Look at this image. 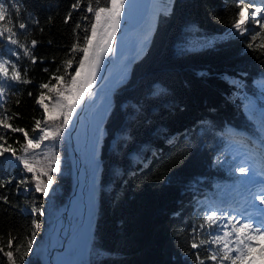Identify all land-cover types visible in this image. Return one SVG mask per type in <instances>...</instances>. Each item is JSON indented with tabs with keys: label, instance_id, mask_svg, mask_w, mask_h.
Here are the masks:
<instances>
[{
	"label": "trees",
	"instance_id": "1",
	"mask_svg": "<svg viewBox=\"0 0 264 264\" xmlns=\"http://www.w3.org/2000/svg\"><path fill=\"white\" fill-rule=\"evenodd\" d=\"M15 2L20 9L19 21L12 11V23H0L17 30L18 22L28 24L17 38L29 47L36 63L23 56V50H19L18 61L7 54L31 83L15 84L7 94L5 107L8 115L17 114L10 123L31 135L35 120L43 115L35 101L41 92H49L39 85L55 84L53 74H63L62 62L70 58L71 45L82 44L85 27L90 32L89 21L81 17L91 18L92 14L85 12L88 0H81V8L72 10L66 24L65 16L76 0ZM237 3L174 0L170 11L158 14L150 42L131 69L130 62L149 40L155 13L151 12L147 22L124 39L111 64V54L105 57L93 95L80 106L65 138L54 149L64 157L60 158V171L53 174L55 183L50 195L24 192L23 186L17 192L15 180L0 188V195H6L9 201L5 204L0 200V248L8 251L7 240L12 236L16 238L14 256L26 251L32 220L37 219L40 231L36 232L33 248L42 241L43 245L38 251L40 256L35 250L29 252L26 264H87V260L88 264H197L196 252L205 264H213L206 258L208 245L190 248L189 233L192 225L203 222L209 195L221 194L220 186L228 182L230 164L220 162L229 154L222 129L229 123L248 134L257 133L242 111L241 87L224 77H238L256 96L259 90L253 80L264 77V48L255 47L262 43L261 37L253 41L251 35L227 36L204 46L203 41L211 35L234 31L231 23L238 11ZM92 4L95 7L96 0ZM34 20L39 21L38 25ZM78 21L81 28L74 33ZM33 39L37 41L34 49ZM249 42L254 48L246 46ZM75 66L69 68V74ZM45 68L47 72L42 70ZM51 96L56 98L55 90ZM90 103L92 122L87 116ZM4 114L0 109V116ZM5 135L6 144L19 154L23 134L8 131ZM168 138L171 140L166 141ZM241 140L249 139L241 136ZM130 152L136 156H129ZM13 169L17 176H11L21 179L22 165ZM25 174L31 178L30 173ZM7 175L0 172V177L7 179ZM34 207L45 214L33 216ZM200 238L207 236H197V243ZM17 243L21 253L15 252ZM0 264H7L3 252Z\"/></svg>",
	"mask_w": 264,
	"mask_h": 264
},
{
	"label": "snow or ice",
	"instance_id": "2",
	"mask_svg": "<svg viewBox=\"0 0 264 264\" xmlns=\"http://www.w3.org/2000/svg\"><path fill=\"white\" fill-rule=\"evenodd\" d=\"M126 0H96V6L93 7L92 0H88L86 13L92 14L81 17L90 23V32L87 27L83 29L85 35L82 38V44L73 43L69 50L70 58L64 60L63 74H53L51 79L56 81L55 84L42 83L41 89H48L49 92L55 90L56 99L54 103H45L46 94L41 92L36 99V104L43 109L42 119L35 120L32 127V135L21 127H14L10 121L16 116V113L8 115L7 94L11 92L15 84L31 83L30 80L24 79L21 74V68L17 62L8 58L10 53L12 57H20V51L23 50V56L30 57L31 63L35 65L36 57L29 47L21 43L17 38L23 35L24 30L28 28L26 22H18V30L14 26H7L0 23V109L4 115L0 116V163L6 164L5 173L8 169L18 168L22 165L23 173H30L31 178L23 176L22 179H16L15 176L7 175V179L0 177V188L6 184H12L16 181L17 192L23 186L24 192L39 193L44 197L50 195V190L55 183L56 172L60 171L59 154L54 151L58 142L66 134V130L73 122L74 116L78 113L80 106L84 101L93 95V85L96 83L98 73L104 63L106 56L115 51V38L117 29L121 25L122 15L125 8ZM257 3L264 5V0H238V11L235 14L231 29L234 31L227 33L230 38L243 37L251 35L255 41L261 37L262 43L255 47L264 48V7L256 6ZM81 8V0H76L71 5V10L65 16L64 22L67 24L72 16V10ZM12 11L17 13L19 21V6L15 0H0V22L7 20L12 23ZM29 19H32L29 17ZM38 25L39 21L34 20ZM256 26V28L252 26ZM81 28L78 21L73 29ZM79 39V37H78ZM51 43V41L49 42ZM214 41L209 42L210 46ZM37 44L36 40L31 41L32 49ZM7 45L15 46L7 47ZM248 48H254V44L249 42ZM7 49L5 52L4 49ZM77 53L81 55L76 56ZM75 63V71L69 74V68ZM9 66L11 71H9ZM47 72L48 69H42ZM60 69H57L59 72ZM26 75L28 68H23ZM15 95V92L11 93ZM32 95L31 92L28 93ZM19 103V101H17ZM22 133L23 143L20 144L19 154L17 149L7 143L6 132ZM47 142V143H46ZM17 143H20L17 141ZM261 155L264 156V142L261 143ZM247 163V162H245ZM232 171L240 174L246 179L237 181L238 185H244L247 198L243 204V210L225 209L219 206H206L203 222L199 225H192L189 235L192 237L190 248L195 250L204 245L207 248V260L213 264H264V179L257 180L255 173L250 177L248 174L252 169L249 166L239 165ZM46 178V179H44ZM259 185L258 190L253 188ZM0 200L5 204L9 203L6 195H0ZM255 201H259L257 205ZM254 209L249 211L248 209ZM33 216H43L45 213L39 207L32 209ZM33 231L27 240V250L21 253V245H15V252L21 253L18 257L14 256L12 250L15 237L9 236L7 240L8 251L0 248L3 256L7 258V264H26L29 252L33 250V242L36 238V232L40 231V222L37 219L32 220ZM205 234L207 239L200 238L197 243L196 237ZM197 264H205L199 252L194 253Z\"/></svg>",
	"mask_w": 264,
	"mask_h": 264
},
{
	"label": "rangeland",
	"instance_id": "3",
	"mask_svg": "<svg viewBox=\"0 0 264 264\" xmlns=\"http://www.w3.org/2000/svg\"><path fill=\"white\" fill-rule=\"evenodd\" d=\"M162 1L163 2H167L168 0H162ZM252 27L256 28V26H254V25ZM226 34L227 33H218V34L211 35L210 37L206 38L203 41L204 42V46L210 45L209 42H211V41L215 42L217 40H221V39L227 37ZM259 78L264 80L261 76ZM258 82L259 81H257V79L253 80V84H255V86L259 90L258 96H256V97H247V98H245L246 97L245 96V97H242V100L244 102V112L246 113V116H248L252 120V122L254 124V127L257 129V133L259 135H264V105H263V103H259V101L264 102V86H261L260 84H258ZM51 93L52 92H45V94H46L45 103L51 104V103L55 102L56 98L52 97ZM90 104H92V103H90ZM90 109L91 108L88 107L87 111L89 112ZM88 112H87V116L89 118H91L90 115H88ZM92 127H93V125H92ZM92 131H93V128H90L89 132L91 133ZM232 131L233 132H239L241 130L238 129V130H232ZM175 133H177V132L174 131L173 135H174V137L176 139L177 135ZM64 138H65V135H64ZM255 138L256 137L251 136L252 140H254ZM169 140H171V138L170 139L168 138L166 141H169ZM255 142H256V144L262 143V142H260V140L256 141V139H255ZM0 143H4V142H0ZM86 145H87L86 142H84V148L86 147ZM4 146L6 147L7 144L5 143ZM245 147L246 146H243L238 141H236V142L229 141V143H228L229 154H228V156H222L221 160H220V162H222V163H225V164L229 163L230 164V170H229V173H228L229 176H228V179H226L225 181L228 180V182L226 184L229 186V188L231 186H232V188L234 187V190H235V188L236 189L245 188L244 185H238L237 181L243 180V179H246V178L245 177H241L239 173L232 171L233 168H235L236 166H239V165L250 166V162L251 161L252 162L255 161L256 163H260V164L263 163V161H264L261 158V156L258 154V152H253V151H249V150L246 151ZM86 155H87V153H86ZM129 156L135 157L136 153L135 152H130ZM249 156H250V158H249ZM63 157H64V155L61 153L59 155V158H63ZM67 157H68L69 163L71 165L70 158L68 156V145H67ZM86 158H87V156H85V161H86ZM245 162H247V163H245ZM5 168H6V164L0 163V172L1 173H5ZM252 169L255 170L254 167H252ZM16 171L17 170L13 169V168L12 169H8L7 170V174L13 175L15 173V175L17 176ZM71 173H72V170H71ZM248 175L251 177L253 175V171H250ZM23 176H26V174L21 172L20 176H18V178L22 179ZM255 176L257 178V177L262 176V175H255ZM70 178H71V176H70ZM223 192L226 193L225 191H223ZM83 199H84V197H82L80 200H83ZM207 206H213V205L211 204V205H207ZM224 208L228 209V210L233 209L230 206H227V207L225 206ZM52 220L53 219H51V221H49V223H47L46 227L44 228V232L45 233H46V230H47L48 226L51 224ZM45 233H44V237H45ZM42 245H43V242L40 245L35 246L33 248V250H35L38 253V251L41 249ZM38 255H39V253H38ZM225 264H228V262H225Z\"/></svg>",
	"mask_w": 264,
	"mask_h": 264
},
{
	"label": "bare ground",
	"instance_id": "4",
	"mask_svg": "<svg viewBox=\"0 0 264 264\" xmlns=\"http://www.w3.org/2000/svg\"><path fill=\"white\" fill-rule=\"evenodd\" d=\"M173 1L174 0H168L167 2H163L162 0H153V8H154V12L152 10V13H157L158 11H163V12H168L171 10L172 8V5H173ZM149 17V16H148ZM148 20V18L146 19V21L144 23H146ZM143 23V24H144ZM142 24V25H143ZM140 25V26H142ZM139 26V27H140ZM139 27L135 28L134 30L132 31H129V32H125L122 34V36L118 39L117 43H116V47H115V51L113 53H111L110 55V64L115 60L116 58V50L117 48L119 47V45H122L124 39L130 35L133 31H135L136 29H138ZM132 66V65H131ZM130 69V68H129ZM130 72V70H129ZM129 76V75H128ZM128 78V77H127ZM257 79L258 84H260L261 86H264V80H261V78L257 77L255 78ZM254 79V80H255ZM120 85V84H119ZM118 85V86H119ZM117 86V87H118ZM117 89V88H116ZM246 89H244V92H245ZM115 91H113L114 93ZM244 92H242V97H245L244 96ZM113 97V95H112ZM246 98V97H245ZM89 107L92 108V104H89ZM88 112V111H87ZM88 115H89V112H88ZM91 117V116H90ZM91 122L93 121L92 118H90ZM225 127H228V125H226ZM93 128V127H92ZM233 130V129H232ZM90 133V132H89ZM229 133V132H228ZM89 139V134L86 135V138H85V142L87 144V141ZM102 142V141H101ZM87 158H88V154L86 155ZM86 158V163H87V159ZM125 177V176H124ZM99 178H100V170H99V174H98V182L99 183ZM98 187L99 185L97 184V192L98 191ZM258 187L259 185H257L256 187L253 188V191H256L258 190ZM100 188V187H99ZM220 189H221V194L220 195H217V196H212L210 199H209V205H213V206H219V207H222L224 208L225 206H230L232 208H235V209H238L240 210L243 206V203L244 201L246 200L247 198V193L245 191V188H240V189H236L234 190V187L232 188V186L229 188V186L227 184H223L220 186ZM223 191H225L226 193H224ZM97 202H98V196H97ZM256 204H259V201H255ZM97 209V208H96ZM250 210H254V209H251L249 208V211ZM95 218H94V223L96 221V217H97V214H96V211H95ZM55 218V217H54ZM93 231H94V225H93V229L91 231V237H93ZM43 242V241H42ZM41 242V243H42ZM55 244V243H53ZM53 244H50L49 246V249L51 248V246ZM89 255V254H88ZM87 264H88V260H87Z\"/></svg>",
	"mask_w": 264,
	"mask_h": 264
},
{
	"label": "water",
	"instance_id": "5",
	"mask_svg": "<svg viewBox=\"0 0 264 264\" xmlns=\"http://www.w3.org/2000/svg\"><path fill=\"white\" fill-rule=\"evenodd\" d=\"M152 2H153V0H126L125 8H124L122 20H121V25L117 29V32H116V38H115V42H114L115 47H116V43H117L118 39L122 36L123 33L134 30L135 28L139 27L140 25H142L146 21V19L150 15ZM156 22H157V20L155 21L154 26H152V29H151L150 34H149V40L146 43L144 50L139 55H137L133 59L132 62H130V68H131L132 63L145 52V50H146V48L150 42L153 30H154L155 25H156ZM107 115H105L104 121H105ZM104 121H103V124H104ZM231 128H233V126H231ZM98 158H99V154H98ZM99 163H100V159H99ZM98 191H99V187H98ZM98 194L99 193L97 192V196H98ZM97 207H98V202H97ZM96 214H97V209H96Z\"/></svg>",
	"mask_w": 264,
	"mask_h": 264
}]
</instances>
